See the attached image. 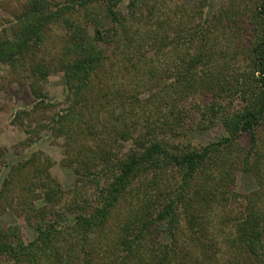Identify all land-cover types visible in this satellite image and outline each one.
<instances>
[{
    "label": "trees",
    "instance_id": "obj_1",
    "mask_svg": "<svg viewBox=\"0 0 264 264\" xmlns=\"http://www.w3.org/2000/svg\"><path fill=\"white\" fill-rule=\"evenodd\" d=\"M122 1L22 0L0 35V64L36 99L12 125L26 145L63 138L75 176L64 189L41 152L9 168L0 216L35 235L0 224V261L264 264V0L209 15V0H129L125 13ZM53 72L58 104L42 89ZM216 123L217 141L189 146L188 129ZM237 173L257 189L236 192Z\"/></svg>",
    "mask_w": 264,
    "mask_h": 264
},
{
    "label": "rangeland",
    "instance_id": "obj_2",
    "mask_svg": "<svg viewBox=\"0 0 264 264\" xmlns=\"http://www.w3.org/2000/svg\"><path fill=\"white\" fill-rule=\"evenodd\" d=\"M128 1L123 0L119 5V10L123 13L126 12ZM190 1L192 2L193 0ZM222 1L209 0L207 14L209 15L212 9H215ZM248 1L252 4L256 2V0ZM21 2L22 0H0V35H2L3 31L9 30V21L13 20L17 14ZM91 34L92 29H90ZM59 41L58 32L52 30L48 36L46 54L51 55L58 52L61 45ZM101 47L103 48L104 46L101 45ZM8 74V68L0 64V189L6 179L9 168L18 162L27 160L36 152H41L53 161V165L49 169L51 177L58 181L64 189L71 188L74 184L75 176L72 169L62 163L66 155L64 139H55L49 133L42 132L39 138H33L32 143L26 145L25 140L28 136L21 128L19 129L17 126L12 125L11 120L15 112L22 109H31L36 99L30 94L26 83H17ZM42 89L47 95L45 102L51 104L62 102L66 94L62 75L58 72H53L48 77L43 83ZM142 96L147 97L148 93ZM33 125H35L34 122ZM223 131L219 123L208 125L205 128L191 127L187 132V142L193 149H199L217 141L223 135ZM242 144L247 146V140L243 139ZM236 181L235 190L242 195L252 193L257 189L256 181L250 174L237 173ZM241 208V204L237 203L233 207L231 206L229 211L235 216ZM0 224L3 227L19 226L21 237L25 243L34 238L35 233L33 230L9 209L0 216ZM224 228L226 227H221V229ZM0 264L7 263L1 260Z\"/></svg>",
    "mask_w": 264,
    "mask_h": 264
}]
</instances>
